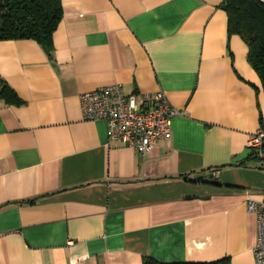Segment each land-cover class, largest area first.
<instances>
[{"label": "crops", "instance_id": "obj_1", "mask_svg": "<svg viewBox=\"0 0 264 264\" xmlns=\"http://www.w3.org/2000/svg\"><path fill=\"white\" fill-rule=\"evenodd\" d=\"M223 0H60L46 52L0 41V264H255L264 91ZM163 91L180 112L142 157L85 120L79 96Z\"/></svg>", "mask_w": 264, "mask_h": 264}, {"label": "built area", "instance_id": "obj_2", "mask_svg": "<svg viewBox=\"0 0 264 264\" xmlns=\"http://www.w3.org/2000/svg\"><path fill=\"white\" fill-rule=\"evenodd\" d=\"M79 105L83 119L105 121L109 140L121 142L142 157L149 155L158 141L170 137L171 120L180 115L163 91L124 95L118 84L82 93ZM263 144L264 131L258 129L248 137L246 145L261 162ZM245 207L256 219V241L252 248L255 264H264V201L246 196Z\"/></svg>", "mask_w": 264, "mask_h": 264}, {"label": "trees", "instance_id": "obj_3", "mask_svg": "<svg viewBox=\"0 0 264 264\" xmlns=\"http://www.w3.org/2000/svg\"><path fill=\"white\" fill-rule=\"evenodd\" d=\"M227 32L241 37L247 61L261 80L264 91V0H223ZM60 0H0V41L32 39L48 52L61 18ZM0 101L18 105L21 100L0 78ZM264 152V144H263ZM264 163V158L262 159ZM143 264H230L227 258L209 263H164L145 258Z\"/></svg>", "mask_w": 264, "mask_h": 264}, {"label": "water", "instance_id": "obj_4", "mask_svg": "<svg viewBox=\"0 0 264 264\" xmlns=\"http://www.w3.org/2000/svg\"><path fill=\"white\" fill-rule=\"evenodd\" d=\"M252 154L251 149L246 148L241 151L234 159L231 160L232 164L241 163Z\"/></svg>", "mask_w": 264, "mask_h": 264}]
</instances>
